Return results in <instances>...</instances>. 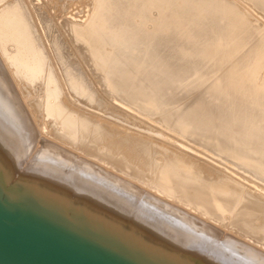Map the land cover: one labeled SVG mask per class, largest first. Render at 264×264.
Listing matches in <instances>:
<instances>
[{"label": "bare ground", "instance_id": "bare-ground-1", "mask_svg": "<svg viewBox=\"0 0 264 264\" xmlns=\"http://www.w3.org/2000/svg\"><path fill=\"white\" fill-rule=\"evenodd\" d=\"M74 1L0 0V75L9 71L51 140L252 244L259 250L242 251L264 261V131L248 145L219 126L249 124V103L230 86L253 83L264 108L260 19L239 0H80L92 10L82 20L65 13Z\"/></svg>", "mask_w": 264, "mask_h": 264}, {"label": "rangeland", "instance_id": "rangeland-1", "mask_svg": "<svg viewBox=\"0 0 264 264\" xmlns=\"http://www.w3.org/2000/svg\"><path fill=\"white\" fill-rule=\"evenodd\" d=\"M239 1L264 26V0ZM91 11L88 3L75 0L65 13L69 18L79 14L76 18L86 20ZM158 17L155 11L153 19ZM228 32H232L231 28ZM261 42L264 45V40ZM261 51L254 72L259 79L264 75V47ZM241 54L242 51L226 60L225 65L236 66ZM5 69L0 76L7 83L6 90L1 85L4 93L0 94L6 95L10 103L0 96V200L130 264H264L260 257L242 251L244 245L258 249L252 244L202 216L182 208L183 211L169 198L123 178L108 166L90 161L78 150L51 140L42 132L41 124L31 115L19 87ZM262 81L258 90L264 93ZM230 90L243 93V101H248L249 124L233 128L222 119L220 129L239 141L250 138L247 143L251 145L264 131V108L258 107L257 86L246 82L230 86ZM231 102L226 100L223 107L233 108ZM87 161L93 163L96 174L85 172ZM175 207L182 214L177 215ZM203 224L218 231L215 233L219 239L209 236L211 232Z\"/></svg>", "mask_w": 264, "mask_h": 264}, {"label": "water", "instance_id": "water-1", "mask_svg": "<svg viewBox=\"0 0 264 264\" xmlns=\"http://www.w3.org/2000/svg\"><path fill=\"white\" fill-rule=\"evenodd\" d=\"M0 264H130L0 200Z\"/></svg>", "mask_w": 264, "mask_h": 264}]
</instances>
